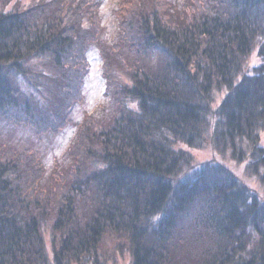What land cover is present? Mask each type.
I'll list each match as a JSON object with an SVG mask.
<instances>
[{
    "label": "trees",
    "instance_id": "obj_1",
    "mask_svg": "<svg viewBox=\"0 0 264 264\" xmlns=\"http://www.w3.org/2000/svg\"><path fill=\"white\" fill-rule=\"evenodd\" d=\"M90 2L0 0V121L33 110L10 75L47 88L38 106L53 92L50 115L77 94L86 56L75 78L71 63L102 31ZM113 11L109 103L77 124L62 180L45 190L43 169L0 146V264H111L123 251L131 264H264V0Z\"/></svg>",
    "mask_w": 264,
    "mask_h": 264
},
{
    "label": "rangeland",
    "instance_id": "obj_2",
    "mask_svg": "<svg viewBox=\"0 0 264 264\" xmlns=\"http://www.w3.org/2000/svg\"><path fill=\"white\" fill-rule=\"evenodd\" d=\"M90 1V5L88 6L90 12L94 5L99 3L97 11L93 9V15H97L98 22H100L98 26L102 31L100 34L97 31L95 40L83 47L81 50L85 53V55L82 53L83 59L76 57L77 60L71 63L72 77L75 78V72L80 69V64L84 61V56H86V68L80 70V73L83 70L84 72L80 79L81 81H79L76 87L77 94L75 93V88L73 91L70 90L69 98L64 100L56 113L50 115L48 114L50 106H55L52 99L53 92L46 93L41 99L40 106H38L36 97L39 91L46 92L47 88H40L41 90L38 89L37 92L24 79H18L17 75H10L12 77V84L20 92L22 100L31 99L30 103L33 104V110L29 111L28 115L20 114L19 118L22 120L18 118L17 123L13 121H0V146L6 148L8 151L10 150L9 154L14 152L16 156L23 155L24 160H33L41 168V171L43 169L46 176L43 181L42 175L41 180L43 181L42 185L45 186V190L49 187L46 188L49 178H51L50 184L52 185L56 178L60 181L62 180L60 174L64 175L68 171L67 167L70 163H67V152L74 143L77 124L83 122L85 120L84 117L88 114H97L98 112L101 114L102 107L109 103V98L106 97L108 83L104 76V65L100 47L105 41L112 44L118 35L117 22L115 21L113 10L117 8L120 0ZM93 29L91 30L93 31ZM45 63V59H37L33 63V70L42 68V65L44 67ZM36 73H39V71ZM51 75H56L55 69L51 70ZM100 118L103 121L106 120V117ZM262 144L264 145V137ZM197 157L200 161H207L209 158L208 152L199 153ZM227 166L233 169L235 173H238L239 177H243L244 166L240 162H236L235 164L228 162ZM34 176L37 178L36 175ZM67 181L68 183L71 182L70 175H68ZM254 186H256L255 189L260 197L264 199V184L257 185L255 183ZM47 229L45 240L47 242V249L51 253L50 244L52 239H50V236L52 235V229ZM113 258L114 262L111 264H131L130 257L124 251L121 254H116Z\"/></svg>",
    "mask_w": 264,
    "mask_h": 264
}]
</instances>
